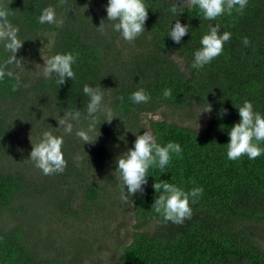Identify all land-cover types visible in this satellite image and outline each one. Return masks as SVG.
I'll list each match as a JSON object with an SVG mask.
<instances>
[{
    "label": "trees",
    "instance_id": "obj_1",
    "mask_svg": "<svg viewBox=\"0 0 264 264\" xmlns=\"http://www.w3.org/2000/svg\"><path fill=\"white\" fill-rule=\"evenodd\" d=\"M145 2L149 8L145 32L128 42L112 32L110 24L103 31L96 28L106 15V0H0V7L11 10L9 19L25 40L17 53L25 64L17 71L27 85L12 91L9 78L0 81V264H82L76 260L77 252L82 253L78 243V248L69 242L57 246L49 236L43 242L44 223L51 216L67 223L87 214L90 205H103V190L94 176L106 169L109 172L126 147L125 141L130 147L133 134L143 132V114L162 107L202 109L206 100L212 111L205 113L203 130L167 120L150 121L158 142H178L183 151L171 158L163 172L149 169L144 193L134 203L129 198L140 230L123 247L119 261L264 264V154L252 160L246 155L228 160L225 153L228 128L239 120L235 107L248 99L254 110L264 114V0H248L242 13L213 21L190 10L186 0H175L184 11L180 17L168 12L173 0ZM49 4L63 17L62 25L36 23L41 8ZM177 18L191 26L180 44L166 37V26ZM209 23H219L220 31H230L232 36L222 53L197 71L190 67L191 52L199 47V37ZM245 36L248 46L242 42ZM66 51L77 54L75 79L59 86L38 75L32 63L42 52L49 56ZM2 55L6 53L0 49ZM84 83L104 88V104L116 117L111 122H103L101 117L97 124L100 135L93 144L83 145L75 137V123L73 134H65L61 128L58 135L64 136L62 151L67 161L64 172L43 175L33 165L34 173L30 172L26 163L29 151L19 153L15 146L17 129L38 122L41 131L49 130L50 120L62 109L83 110L87 100L81 92ZM137 87L149 92L147 103L129 101V93ZM164 88L171 89L167 99L162 97ZM221 109L226 113L219 115ZM159 179L185 190L203 186L200 199L190 204L191 217L183 223L165 222L152 210V183ZM91 264L101 262L94 259Z\"/></svg>",
    "mask_w": 264,
    "mask_h": 264
},
{
    "label": "clouds",
    "instance_id": "obj_2",
    "mask_svg": "<svg viewBox=\"0 0 264 264\" xmlns=\"http://www.w3.org/2000/svg\"><path fill=\"white\" fill-rule=\"evenodd\" d=\"M248 0H188L189 9H195L197 14L206 21L216 20L223 15H231L233 12L242 13ZM106 13L100 21L98 30L103 31L107 24L111 30L118 33L124 41H134L142 32H145V21L148 15V7L145 0H106L103 5ZM168 12L173 17L181 16L184 11L177 5L175 0L170 5ZM9 7H0V49L6 55L0 56V81L6 77L11 80L12 91L27 85L21 80L18 69H22L25 64L23 57H18L17 53L25 40H22L18 33L17 25L11 23ZM36 23L39 25H62L63 17L57 15L56 8L49 4L41 8L36 16ZM219 23L207 25V31L199 37V47L191 52L190 67L199 71L210 64L214 58L223 51L224 43L232 36L230 31H220ZM189 23H181L180 19H172L166 26L167 36L174 44H180L182 38L190 33ZM245 46L249 45L248 37H243ZM77 54L74 52H56L43 60L42 74L46 79L53 80L61 86L66 80L75 79L76 73L73 65L76 63ZM104 88L100 85L84 83L81 88L83 96L87 98L86 103L81 108L62 109L57 113V127L65 134H73L74 123L76 127L74 135L81 143L93 144L100 135H97V124L103 117V122H111L115 116L113 109L104 104ZM171 96V89L164 88L162 97L167 99ZM123 99L122 97L120 98ZM129 101L134 105L145 104L151 96L144 87H137L129 93ZM235 109L239 117L238 122H234L228 128V142L225 144L226 158L228 160H238L242 156H247L252 160L264 154V114L254 110L252 101L244 99ZM212 105L206 100L201 113H210ZM62 112L63 115L59 113ZM226 113L221 109L219 115ZM102 122V123H103ZM101 125V123H100ZM100 128V126H99ZM134 135L131 146L127 145L113 161V170L116 178L120 182L121 199L134 203V198L144 193V186L148 183L149 169H160L161 172L170 163L173 156L182 153L180 143L169 140L165 143L158 142L151 130H143ZM64 136L56 135L53 132L44 130L35 144L31 143L28 153V160L33 166L41 171L43 175L63 173L67 165L64 158L62 146ZM79 159V158H77ZM152 188L155 196L151 205L154 213L165 222L176 224L183 223L186 218H190L192 208L190 204H195L203 194V186L197 185L185 190L183 186L176 183H169L167 180H153Z\"/></svg>",
    "mask_w": 264,
    "mask_h": 264
},
{
    "label": "rangeland",
    "instance_id": "obj_3",
    "mask_svg": "<svg viewBox=\"0 0 264 264\" xmlns=\"http://www.w3.org/2000/svg\"><path fill=\"white\" fill-rule=\"evenodd\" d=\"M40 56L37 58L38 60L32 63L36 67L38 75L42 74L43 60H46L48 55L46 52H42ZM201 110L198 107L189 111L162 107L156 112L143 114L140 117V123L143 130H151L149 126L151 120H167L181 126L203 130L206 127L207 117L205 113L200 114ZM56 116L55 114L50 120L51 129L48 131L58 135L60 129L52 128L57 124L54 119ZM42 131L38 122H34L33 126L31 123L19 127L17 129V133L19 132L18 138L15 143L18 152L30 151L31 143L35 144L37 142ZM22 161L25 163L26 160ZM26 163L28 170L34 173L31 170L34 168H30L33 163L28 159ZM110 170L108 172L106 169L94 176L103 190V205L100 203L93 206L90 205L87 214L81 213L78 219L73 220L71 218L67 223L66 219L51 216L44 223L46 227L44 228V233H42L43 242H46L49 236L51 240L54 239L56 241L57 246L61 243L68 244L67 242H69L73 247L78 248L76 244L78 243L82 253L77 252L76 260H82V264H91L94 259H98L101 264H122L119 261V257L123 247L131 242L133 234L139 231L140 228L136 226L132 204L121 199L120 182L116 178L115 173L112 172L113 166ZM80 200L83 203V199ZM80 238L84 241L82 244L81 240H79ZM261 238L264 245V235Z\"/></svg>",
    "mask_w": 264,
    "mask_h": 264
}]
</instances>
